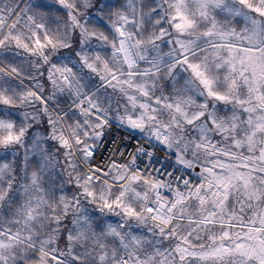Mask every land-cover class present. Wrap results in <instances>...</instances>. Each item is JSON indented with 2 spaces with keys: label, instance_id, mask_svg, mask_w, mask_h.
<instances>
[{
  "label": "trees",
  "instance_id": "16d2710c",
  "mask_svg": "<svg viewBox=\"0 0 264 264\" xmlns=\"http://www.w3.org/2000/svg\"><path fill=\"white\" fill-rule=\"evenodd\" d=\"M22 1L0 0V19L12 15ZM61 1L64 6L57 0H25L2 32L4 23H0V263L5 258L6 264H60L52 262L53 254L72 264H100L97 257L101 252L120 255L121 241L117 236L107 231L102 234L108 222L101 196L105 191L109 197H114L120 186L111 187L109 191L110 186L105 182H82L85 171L74 151L82 155L84 147L95 139L87 135L89 125L72 105L78 95L88 94L99 111L112 117L119 116L121 121L133 118L138 115L137 106L132 109L124 95L129 88L138 90L139 87L131 86L137 84L144 85L143 92H146L135 98L145 97L149 105L170 117L164 107L176 98L183 77L190 75L189 63L198 61L208 47L200 40L185 52L174 50L160 60L138 58L131 68L136 72L127 73L123 58L109 53V48L117 49L116 26L122 25L134 51V36L142 41L146 55L152 54L151 41L159 42L163 49H171L172 44L166 46L168 43L159 38L161 34L168 37L172 31L168 1ZM238 1L235 14L220 6L213 8V14L230 21L235 28L244 23L239 12L257 17L262 36L257 46L263 50L264 0H224L230 4ZM83 34L87 35V41ZM228 42L251 46L232 40ZM84 55L87 56L85 62L81 60ZM101 58L106 62L104 65L100 63ZM50 62L69 67L70 83L62 86L54 79L52 87ZM100 65L117 75L108 80L104 76L100 78ZM124 78L130 79L123 82ZM35 90L48 99L50 107H43L36 99ZM146 117L142 115L143 119ZM34 133L44 136L38 154H30L26 149L27 138ZM32 174L38 176L40 188L49 198L44 214L36 223H30L18 214L24 191L27 195L32 186ZM141 183L150 193V186L145 182L133 185ZM72 198L74 204L85 211L89 221L86 235H69L74 226L68 221L69 215L74 213L70 206ZM109 217L116 225L115 232L123 235L129 216L121 212ZM215 226V223L210 224L211 229ZM149 231L151 237L140 248L142 252L152 249V238L162 237L161 232L150 226ZM95 235L98 240L94 239ZM123 254L130 258L126 252Z\"/></svg>",
  "mask_w": 264,
  "mask_h": 264
},
{
  "label": "rangeland",
  "instance_id": "374dc122",
  "mask_svg": "<svg viewBox=\"0 0 264 264\" xmlns=\"http://www.w3.org/2000/svg\"><path fill=\"white\" fill-rule=\"evenodd\" d=\"M23 1L12 15L5 19L1 17L0 23H4L1 32L9 25ZM57 1L64 6L61 0ZM166 1L170 5L168 20L172 31L168 37L161 34L159 38L168 43L166 46H173L163 49L159 42L151 41L152 54L146 55V49L142 50V41L134 36V51L125 32L135 63L138 58L142 61L160 60L175 51L185 52L200 40L206 42L208 47L198 61L189 63L187 70L190 75L183 77L176 98L164 107L172 117L149 105L145 97L135 98L145 94L144 85H131L139 87L138 90L129 88L124 96L129 99L132 109L137 106L138 115L131 119L144 124L145 129L155 126L166 132V139L174 151L184 163L194 164L206 182L208 176L203 175L204 168L216 169L212 177L213 187L206 191L202 188L195 196L168 211L164 207L157 208V202L144 183L138 184L139 187L133 185L136 182L132 181L120 183L123 172L114 171L109 176L111 182L105 181L104 184L110 186L109 191L114 186H120V189L114 197H109L110 194L105 191L101 192L108 222L102 234H106V231L114 233L121 241V251L118 257L116 253L101 252L97 258H100V264H257L264 261V257L259 256L254 249L257 239L264 243V162L258 160L261 143L264 142V49L257 46L262 37L259 20L239 12L244 23L235 28L230 21L213 14V8L218 6L235 14L240 1L231 4L224 0ZM119 26L120 23L116 30L120 36ZM83 37L87 41V35L83 34ZM213 40L221 41L210 42ZM230 40L251 46L228 42ZM116 42L117 49L109 48V53L111 56L119 54L123 58ZM36 45L39 47L38 41ZM99 47L103 48L102 43H99ZM86 58L84 55L81 60ZM123 61L127 73L136 72L131 70L132 65H128L124 58ZM100 63L104 65L106 62L101 58ZM48 66L52 87L55 80L62 86L70 83L66 64L59 66L50 62ZM105 68L102 65L98 68L100 78L104 76L108 80L117 75ZM129 79L124 78L122 81L127 82ZM35 96L43 107L49 106L48 99L41 92L35 90ZM92 106L101 112L89 100L88 94L78 95L72 105L77 111L81 110V116L90 129L87 135L96 141L99 132H95L89 123L95 128L99 120L92 115ZM101 113L113 118L114 122H121L119 116ZM143 114L147 115L145 119L142 118ZM90 117L96 121H91ZM86 118H89V123ZM117 130V125L108 127L109 141L101 148V154L106 158L112 154L110 151L113 152L110 147L117 135L121 141H125ZM43 138L41 134H31L30 139L27 138V151L30 154L40 153L38 150ZM89 145L84 147L82 155L74 151L77 160L87 158ZM31 177L32 193L29 191L30 194L28 192L26 195L24 191L18 214L28 222L36 223L44 214L49 198L46 191L40 188L38 176L32 174ZM87 181L90 180L86 177L82 180ZM72 204L70 206L74 208V213L69 215L68 221L70 226H74L69 235H86L89 221L85 211L74 204L73 198ZM121 212L129 216L130 222L125 221L124 234L118 235L113 218L109 215H120ZM212 223L216 224L214 229L210 228ZM149 226L161 232L162 237L152 238V249L142 252L140 248L151 237ZM97 236L94 239L98 240ZM51 257L52 262L72 264L57 255L51 254ZM6 262L3 258L0 264Z\"/></svg>",
  "mask_w": 264,
  "mask_h": 264
},
{
  "label": "built area",
  "instance_id": "2783aa9c",
  "mask_svg": "<svg viewBox=\"0 0 264 264\" xmlns=\"http://www.w3.org/2000/svg\"><path fill=\"white\" fill-rule=\"evenodd\" d=\"M90 108L100 122L93 128L99 132V138L89 145L87 158L81 161L87 178L111 182L109 171L122 170L120 183L142 181L149 184L157 208L164 207L168 211L202 188L205 179L199 169L195 170L194 164L184 163L166 139V132L157 127L142 132L130 131L122 122H114L113 118L105 117L93 106ZM111 125H117V132L125 141L117 135L110 147L114 153L110 151L112 154L106 158L101 154V148L109 141L107 134Z\"/></svg>",
  "mask_w": 264,
  "mask_h": 264
},
{
  "label": "water",
  "instance_id": "95a60500",
  "mask_svg": "<svg viewBox=\"0 0 264 264\" xmlns=\"http://www.w3.org/2000/svg\"><path fill=\"white\" fill-rule=\"evenodd\" d=\"M124 124L130 131L140 132L144 129V124H138L134 122L131 118H126L124 120ZM258 160L260 162H264V142L262 143V149L258 155ZM204 173L210 177H212L213 175L212 170H210L209 168H205ZM209 188H210V182L206 183L203 186L204 190H208ZM254 249L260 256L264 257V243L262 242V240L258 239L254 242ZM257 264H264V261L258 262Z\"/></svg>",
  "mask_w": 264,
  "mask_h": 264
},
{
  "label": "bare ground",
  "instance_id": "6f19581e",
  "mask_svg": "<svg viewBox=\"0 0 264 264\" xmlns=\"http://www.w3.org/2000/svg\"><path fill=\"white\" fill-rule=\"evenodd\" d=\"M120 30V36L118 37V46H119V51L122 54L124 60L128 65H134L135 64V58L132 52V49L130 47V43L128 41V38L126 37V34L124 30L119 26ZM197 168H195L196 170Z\"/></svg>",
  "mask_w": 264,
  "mask_h": 264
},
{
  "label": "flooded vegetation",
  "instance_id": "af4514ba",
  "mask_svg": "<svg viewBox=\"0 0 264 264\" xmlns=\"http://www.w3.org/2000/svg\"><path fill=\"white\" fill-rule=\"evenodd\" d=\"M260 256V255H259Z\"/></svg>",
  "mask_w": 264,
  "mask_h": 264
}]
</instances>
